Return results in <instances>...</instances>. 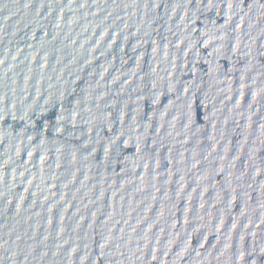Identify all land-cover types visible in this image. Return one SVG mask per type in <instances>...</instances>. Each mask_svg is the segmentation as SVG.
<instances>
[{
    "label": "water",
    "instance_id": "1",
    "mask_svg": "<svg viewBox=\"0 0 264 264\" xmlns=\"http://www.w3.org/2000/svg\"><path fill=\"white\" fill-rule=\"evenodd\" d=\"M0 264H264V0H0Z\"/></svg>",
    "mask_w": 264,
    "mask_h": 264
}]
</instances>
